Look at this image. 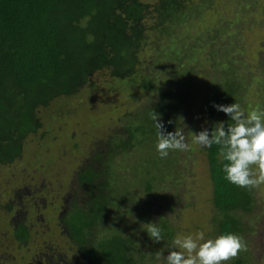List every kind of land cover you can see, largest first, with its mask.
Segmentation results:
<instances>
[{
    "label": "trees",
    "instance_id": "trees-1",
    "mask_svg": "<svg viewBox=\"0 0 264 264\" xmlns=\"http://www.w3.org/2000/svg\"><path fill=\"white\" fill-rule=\"evenodd\" d=\"M187 3L188 0H0V164L18 157L24 136L40 126L37 110L54 97L74 94L95 72L105 70L114 85L125 80L144 96L130 109L116 114L101 138L89 139L84 155L87 160L74 169L69 199L63 202L68 207L58 215L64 235L60 244H68L65 248L75 258L71 261L66 253L53 255L49 251L45 256L48 264H72L76 259L83 264H151L155 260L164 264L157 253L166 257L170 249L176 250L171 244L173 229L161 214L152 217L145 208H136L144 221L133 225L140 234L127 232L110 218L118 217L117 208L122 202H133L131 184H125L114 171L115 165L122 166L119 161L126 158L123 155L131 147L139 155L129 170L138 175H133L137 179L132 180L133 185L139 183L140 189L149 192L163 181L172 180L171 170L179 151H170L166 158L158 154L152 110L160 117L165 132H173L181 128L183 102L197 101L204 129L211 131L217 122L230 123V117L216 110L214 104H247L240 99L244 83L239 77L240 66L234 64L231 54L223 60L213 55L206 58L210 59V67L204 70V77L208 76L199 86L202 96L191 93L189 83L195 71L191 72L192 67L186 63L196 60L193 50L199 48V38L187 41L184 34V22L191 12ZM211 25L207 23L204 28L210 31ZM148 32L153 34L149 37ZM213 36L207 35V41ZM146 42L153 47V58L148 61L139 54ZM226 51L224 48L222 53ZM258 67L259 73L252 79L261 93L253 106L264 110V64ZM64 113L67 114L64 111L57 121ZM202 150L212 227L217 235L241 236L245 227L239 215L254 206L252 189L237 187L224 178L217 146ZM147 223H155L163 230L161 241L149 238L144 225ZM10 233L17 243L27 239V229L20 221L12 223ZM137 237L142 239L136 242ZM142 240L148 242L146 246ZM243 252L227 264H247Z\"/></svg>",
    "mask_w": 264,
    "mask_h": 264
},
{
    "label": "rangeland",
    "instance_id": "rangeland-1",
    "mask_svg": "<svg viewBox=\"0 0 264 264\" xmlns=\"http://www.w3.org/2000/svg\"><path fill=\"white\" fill-rule=\"evenodd\" d=\"M187 4L191 12L190 19L187 17L184 22V34L187 41L199 38V48L193 50L196 60L186 63L192 67L191 72L195 71L189 83L191 93L202 96L199 86L208 76L204 77V70L210 67V59L206 58L213 55L223 60L231 54L234 64L240 66L239 77L244 83L240 99L247 101L242 107L247 113L255 107L253 102L259 100L257 95L261 93L252 76L258 74V66L264 64V0H188ZM207 23H212L210 31L204 28ZM210 33L214 36L208 42L206 36ZM152 34L148 32L149 37ZM151 46L146 42L139 53L147 61L153 58ZM224 48L227 51L222 53ZM214 66L216 70L218 64ZM106 74L105 70L95 72L74 94L54 97L37 110L40 126L24 136L18 157L0 164V264H48L45 256L49 251L53 255L54 252L55 255L66 253L71 261L75 258V254L69 255L65 248L68 244H60L64 235L58 220L62 208L68 207L63 202L69 199L74 169L87 160L84 155L89 139L101 138L116 114L130 109L144 97L141 90L125 80L114 85ZM200 107L197 101L183 102L185 113L180 120L181 128L186 125L184 132L191 150L179 151L171 170V181L165 180L149 192L140 189L139 183L133 185L132 180L137 179L132 177L138 175L129 170L139 155L132 147L123 155L126 158L119 161L122 166H114L117 175L124 178L125 184H131L130 191L134 192L133 202H122L117 208L118 217L110 218L113 224L140 234L133 225L144 223L135 212L141 207L152 217L161 214L167 219L173 229L172 245L177 235H195L202 231L206 239L218 236L210 222L212 206L203 150L192 143L188 133L205 128ZM64 111L67 114L57 121ZM252 195L254 206L239 215L245 227L241 237L247 245L243 257L247 264H264V185L252 189ZM15 221L22 222L27 229L25 242L17 243L12 239L10 229ZM140 238H135L136 242ZM141 242L143 246L148 243ZM143 246L141 250H145L146 256L148 251ZM72 264L83 263L76 259ZM151 264H160V260Z\"/></svg>",
    "mask_w": 264,
    "mask_h": 264
},
{
    "label": "clouds",
    "instance_id": "clouds-1",
    "mask_svg": "<svg viewBox=\"0 0 264 264\" xmlns=\"http://www.w3.org/2000/svg\"><path fill=\"white\" fill-rule=\"evenodd\" d=\"M216 110L230 117L229 122H217L211 131L204 129L191 134L192 143L201 148L218 147L225 179L233 185L246 189L264 185V110L252 108L247 113L239 103L213 105ZM150 118L156 129V150L161 158L170 151H189L184 128L165 132L160 117L152 110ZM151 240L163 239L162 229L155 223L144 224ZM173 249L164 257L162 252L157 258L164 264H227L247 250L243 237L234 233L220 234L215 238H205L204 232L195 235H177Z\"/></svg>",
    "mask_w": 264,
    "mask_h": 264
}]
</instances>
